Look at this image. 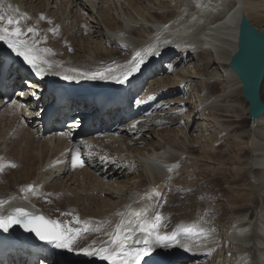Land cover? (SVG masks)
<instances>
[{"label":"bare ground","instance_id":"1","mask_svg":"<svg viewBox=\"0 0 264 264\" xmlns=\"http://www.w3.org/2000/svg\"><path fill=\"white\" fill-rule=\"evenodd\" d=\"M0 14L5 15L0 26L8 16L19 19L24 33L19 39L47 61L40 64L46 78L74 83L98 97L119 92L113 100L126 95L134 109L124 115L117 108L110 111V104L100 105L92 119L119 125L112 135L95 137L76 133L74 124L57 129L59 115L66 116L70 108L62 100L55 124L41 134L36 104L22 98L23 86L8 79L6 91H18L0 106V216L22 207L58 221L62 228L81 229L73 251L41 244L38 263L108 264L80 249L98 248L118 232L144 223L161 235L180 227L192 234L181 233L175 246H156L141 264H264V208H251L256 198L264 199V112L254 124L229 132L244 116L243 103L234 98L241 94L240 84L228 66L241 14L264 33V0H0ZM0 46L10 49L6 41ZM141 58L138 72L126 83L115 82L114 77ZM165 61L169 65L161 66ZM160 71L166 74L152 79ZM93 73L104 78L92 79ZM261 92L264 77L260 97ZM208 126L226 130L248 154L239 156L231 169L200 159L204 163L197 168L199 174L238 172L241 165L247 188L239 192L234 178L229 197L214 196L218 209L201 211L190 199L182 200L189 194L181 187L182 171L189 169L184 163L198 160L199 143L213 145ZM77 151L83 167L72 164ZM202 179L200 184L210 182ZM200 229L210 234L197 247L194 234ZM135 238L143 234L136 232ZM181 243L191 244L192 250Z\"/></svg>","mask_w":264,"mask_h":264},{"label":"snow or ice","instance_id":"2","mask_svg":"<svg viewBox=\"0 0 264 264\" xmlns=\"http://www.w3.org/2000/svg\"><path fill=\"white\" fill-rule=\"evenodd\" d=\"M41 19H43V17H41ZM0 22H5V15L0 14ZM19 23V19H14L12 16H8L6 23H3V26H0V41H6L8 47L18 57H22L23 61L27 63L37 75H40L45 71L40 64H46L47 61L41 60L40 57L35 54L38 50L33 45H30L27 40L19 39V37L24 34L21 27H19ZM33 31H35L33 28L27 29V32ZM14 37L16 39H14ZM43 51H48V49H44ZM153 54L159 55V52ZM143 63V58L138 62L133 63L132 67L128 68L121 75L114 77L115 82L120 84L126 83L134 72L140 70ZM63 78L65 80L73 79V77L70 76H64ZM91 78H104V76L101 73H93L91 74ZM141 102L142 101H136V103ZM133 127H135V125H133ZM71 158L73 166H76L77 164L80 167L84 166V160L79 151L73 153ZM176 167H178V165H176ZM168 171L171 173L172 167H168ZM28 190H32L31 186H29ZM14 213V215H9L7 217L0 216V230L7 232L13 225H21L25 231L34 233L41 241L50 244L57 249L73 251V245L75 244L81 229L71 227L62 228L58 222L49 221L43 216L32 215L24 208H16ZM136 215H139V213H136ZM155 220L159 222L161 216L156 214ZM157 226L158 225H154L153 227ZM84 231H87V229H84ZM136 232L143 234V238H135ZM181 233L189 235L192 234V230L180 227L174 230L171 234L161 235L158 231L154 232L152 229L146 227L144 223H141L135 228H126L123 233L118 232L113 239L98 248L91 250L89 248H82L80 251L88 256H98L100 259L107 261L108 264H141V261L144 260L146 256H149L156 246L163 248L175 246ZM209 234L210 233L206 229H200L195 233L194 235L197 236L195 246H201V237L206 242ZM129 240H132L133 243L128 244ZM179 246L186 251L192 250L191 244L186 245L181 243Z\"/></svg>","mask_w":264,"mask_h":264},{"label":"rangeland","instance_id":"3","mask_svg":"<svg viewBox=\"0 0 264 264\" xmlns=\"http://www.w3.org/2000/svg\"><path fill=\"white\" fill-rule=\"evenodd\" d=\"M204 56L207 57L206 54H204ZM169 62L170 61H165L164 63L162 62L161 66L166 65V67H167L169 65ZM164 73L166 74V71ZM164 73H162V71H160L156 75H154L152 77V79L162 77V76H164ZM218 87H219V85H215V88L218 89ZM190 90H192V87H189L187 89V92L191 93L192 91H190ZM13 98L14 97L12 95V99ZM234 98L237 100H240V102L243 103L240 113H241V115L243 114L244 117L241 119L242 125L240 124L239 127L237 126V127L231 128L229 132H233V130H238L241 128V126H247L250 122L249 116L246 113L247 102L242 98L241 94L236 95ZM261 100L264 101V93L263 92H261ZM224 123L225 124H228V123L231 124L234 122L233 121H225ZM208 128L209 129L211 128L212 131H210ZM208 131H209V133L211 132L210 138H211V140H213V145H212L211 141L199 143L198 146L199 145L200 146L199 147L196 146L197 152H198V150L200 151V152H198L199 154L196 152V150H194L198 154V160L203 159V160H207V161H213V163L217 166L219 165L220 167H223V168H226V166H227V167H230L229 169H231L232 165H237L239 156H244V155L248 154V152L246 150L247 148H244L243 145L240 144V142H238L237 140L230 138V136H228L226 134L227 133L226 130H224V129L216 130L215 127H212V126L209 127L208 126L207 132ZM218 133L220 134V136L215 137V135H219ZM250 152H253V153L255 152L254 147H252V146L250 147ZM31 156L32 155H29L28 158L29 159L32 158V160H33L34 156H32V157ZM201 157H203V158H201ZM198 160H196L194 162V160L192 159V160H189L186 163H184V166L185 165L188 166L189 169L187 170V172L185 169L182 171L183 180L185 182L183 183V185L181 187L185 191L187 190V193H189V194L185 193L184 194L185 196L184 195L182 196V200L183 199H185V200L190 199L191 203L195 202L194 204H195V206L198 207L197 209H199V206H200L201 211H204V208H206L207 210H216L218 208L216 206L217 202L214 200V196L216 194L220 193L222 196H224V198H226L228 195H230V193L232 194V190L230 189L229 184L232 181V179H234V178H235L234 181L237 184L236 186H237L239 192L244 194V192L247 188V174L243 171V168L241 165H240V169L238 170V172L234 171V170H233V172H230L231 170H228V172H223V170H219V172L214 176H212V175H200L197 168H199L204 162H202V160H200V161H198ZM190 161H192V162H190ZM1 162L2 161H0V163ZM32 163H34V160L32 161ZM191 167H193L194 170H193V168L190 170ZM192 170H193V172H192ZM195 170H197V171H195ZM196 176H198V177H196ZM202 178L210 179V182L206 181L205 183L200 184V180L205 181ZM196 180H197V182H195ZM193 182L195 183V185ZM226 186H228V187H226ZM189 188L190 189L192 188V189L190 190ZM263 202H264V199L256 198L255 201L252 203L251 208L253 210H255L256 212L257 211H263V208H264ZM221 206H223V205L221 204ZM224 209H225V206L223 207V210ZM71 211L73 212V214L75 216L76 211L74 209H71ZM64 223L66 224V221L61 222L62 226L65 225Z\"/></svg>","mask_w":264,"mask_h":264},{"label":"water","instance_id":"4","mask_svg":"<svg viewBox=\"0 0 264 264\" xmlns=\"http://www.w3.org/2000/svg\"><path fill=\"white\" fill-rule=\"evenodd\" d=\"M228 66L239 81L241 96L247 102L246 113L250 123L254 124L264 112V102L260 97L264 77V33L259 31L245 14H241L239 18L236 47L230 56ZM23 233L29 239L40 240L34 233L25 231L24 228Z\"/></svg>","mask_w":264,"mask_h":264}]
</instances>
